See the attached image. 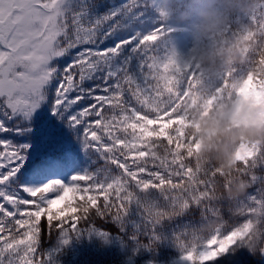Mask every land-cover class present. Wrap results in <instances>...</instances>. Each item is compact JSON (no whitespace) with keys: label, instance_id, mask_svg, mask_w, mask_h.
<instances>
[{"label":"snow or ice","instance_id":"obj_1","mask_svg":"<svg viewBox=\"0 0 264 264\" xmlns=\"http://www.w3.org/2000/svg\"><path fill=\"white\" fill-rule=\"evenodd\" d=\"M188 41L161 0H0V264H62L83 239L118 243L128 264H264L233 250L241 218L227 202L217 235L175 252L174 236L216 211L180 159L201 87ZM215 88L209 104L224 98ZM254 183L252 202L264 175ZM169 208L181 211L160 218Z\"/></svg>","mask_w":264,"mask_h":264},{"label":"clouds","instance_id":"obj_2","mask_svg":"<svg viewBox=\"0 0 264 264\" xmlns=\"http://www.w3.org/2000/svg\"><path fill=\"white\" fill-rule=\"evenodd\" d=\"M261 3L161 0L164 23L189 34L182 55L197 71L201 85L180 124L185 139L180 159L191 169L189 189L193 183L207 185L201 208L216 209L202 212L198 223L174 236L181 258L223 229V202L241 218L233 226L242 232L233 250L264 256V197L252 202L250 196L255 178L264 175V21L253 20ZM215 86H225V95L209 104L208 97L218 95ZM153 154L167 157L168 150ZM160 211V218H169L181 210Z\"/></svg>","mask_w":264,"mask_h":264},{"label":"trees","instance_id":"obj_3","mask_svg":"<svg viewBox=\"0 0 264 264\" xmlns=\"http://www.w3.org/2000/svg\"><path fill=\"white\" fill-rule=\"evenodd\" d=\"M175 255V252L171 253ZM244 264L252 261L244 257ZM62 264H128L118 243L103 245L96 240L73 241L62 258ZM210 264V262H206Z\"/></svg>","mask_w":264,"mask_h":264}]
</instances>
